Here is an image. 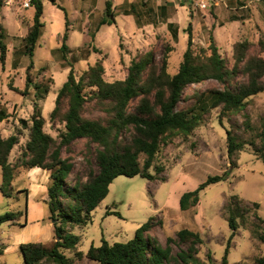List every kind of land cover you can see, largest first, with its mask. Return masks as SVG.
I'll list each match as a JSON object with an SVG mask.
<instances>
[{"label": "rangeland", "instance_id": "rangeland-1", "mask_svg": "<svg viewBox=\"0 0 264 264\" xmlns=\"http://www.w3.org/2000/svg\"><path fill=\"white\" fill-rule=\"evenodd\" d=\"M0 1V25L6 29L8 49L4 66L0 60V114L7 115L0 122V134L6 138L16 134L18 129L23 131L20 144L10 156V162L16 165L11 197L1 191L0 167V215L7 212L27 213L26 218L22 215L16 222L17 226L9 223L0 226V247L3 248V244L8 247L4 255L0 254V264H24L19 247L24 243L37 242L34 240L37 236L43 235L40 241L48 247L55 242L52 220L46 221L52 223V230L43 234L37 231L34 224L40 216L45 218L50 213L48 206L39 201L40 196L29 195L31 181L41 173H31L20 166L19 158L28 140V132L23 130L20 120H30L38 103L46 120L45 131L57 137L64 130L61 121L52 120L50 114L55 108L59 90L67 81L71 70L69 65L72 64L79 79L91 66L102 62L104 79L114 83L127 77L134 60L150 52L159 63L167 55L168 72L174 75L188 47L189 27L195 52L206 49L210 54L213 37L219 53L232 69L236 65V45L242 42L249 43L248 59H264L263 0H225L217 5L210 0H56L57 5L51 0H43L45 11L42 21L45 27L33 57V76L44 87H50V92L37 98L36 90L32 88L28 95H23L26 70L31 63L29 56L23 54L24 38L33 23L34 8L32 2L27 7L29 0ZM109 1L117 15L116 22L98 28L106 16ZM65 11L70 21L67 44L71 52L67 59L58 51L66 32ZM246 80V75L240 70L233 84ZM10 85L19 92L11 90ZM223 88L224 85L215 80L191 85L185 89L178 110L193 106L201 93ZM137 102H132V109ZM244 115L250 117L252 131H246ZM84 116L101 120L107 118L94 101L88 102ZM203 117L202 124L191 135H177L162 146L155 166L163 167L164 172L157 176V180L150 181L139 176L116 178L107 198L93 212L92 223L70 229L72 234L82 238L76 251H65L69 258L75 260L74 264H96L86 257L78 260L76 252L87 253L92 245H102L103 239L110 244L127 242L153 215H157L163 225L149 234L151 238L166 246L167 238H176L177 232L183 228L200 232L203 244L191 264H220L233 233L228 220L230 203L234 208L240 203V215L237 216L238 231L230 244L229 263L251 264L264 258V243L258 237V234H264V222L257 219L259 215L264 221V163L251 146L238 152L234 163L229 160L227 150L228 130L242 139L256 137L262 131L264 93L249 98L245 111L224 118L222 123L219 108L205 112ZM97 148L87 139H78L69 151L63 152V157H69L74 165L67 180L70 187L74 186L76 176L86 181L90 170L99 172ZM144 160L145 155H142V165ZM226 171H230L229 178L204 190L197 207L180 210L178 197L181 194L197 189L209 176L222 175ZM152 172L155 173V167ZM162 177L165 182L161 181ZM255 203L260 208H256ZM108 212H117L120 216L108 215ZM26 219L27 227L21 228L19 225ZM173 247L174 254L186 249V246L178 244ZM42 264L53 263L43 261Z\"/></svg>", "mask_w": 264, "mask_h": 264}, {"label": "trees", "instance_id": "trees-1", "mask_svg": "<svg viewBox=\"0 0 264 264\" xmlns=\"http://www.w3.org/2000/svg\"><path fill=\"white\" fill-rule=\"evenodd\" d=\"M264 1V0H263ZM1 2V1H0ZM34 8L33 23L24 38L23 54L28 55L31 63L26 70V88L23 95H28L33 88L37 98L44 97L50 92V87H44L33 76L35 63L33 57L44 30L42 18L45 5L43 0H31ZM54 5L56 0H51ZM1 5V3H0ZM62 8L61 6H59ZM64 9V8H62ZM66 14V32L63 42L58 49L63 57L71 52L67 41L69 39V15ZM117 15L112 11V3L107 2L106 16L98 28L113 25ZM189 41L184 58L176 74L168 72V56L165 55L159 63L153 53H146L138 60H134L123 81L114 83L104 79L105 67L97 62L78 79L72 64L67 81L59 90L55 108L51 112L52 120L59 119L64 130L57 137L45 131L46 120L42 115L38 103L30 120H20L23 130L28 132V140L19 158L20 166L29 171L41 168L49 171L50 183L46 204L49 208V220L53 221L55 242L48 247L43 242L21 244L19 249L24 257V264H42L50 261L53 264H74L65 251L74 252L82 241L81 236L74 235L71 228L86 227L93 221V212L107 198L110 186L120 176L129 178L142 177L155 181L164 172L163 167L155 166L157 155L162 146L177 135L189 136L203 121V115L211 109H220V121L232 114L243 112L248 107V99L264 93V59L247 58L249 43L236 45V65L228 67L225 59L219 53L215 40L211 38V45L207 54L206 49L199 53L193 48V34L188 29ZM92 37L95 38V35ZM7 33L0 25V60L4 66L7 58ZM72 62V61H71ZM243 65V66H241ZM246 75L247 80L234 85L233 82L239 71ZM208 80H215L224 85L223 89H210L207 93L197 96L196 103L186 109L178 110L184 91L187 87L200 84ZM11 90L19 92L15 87ZM89 90V91H88ZM138 100L132 109V102ZM89 101L105 112V120L92 119L84 116ZM65 108V110H64ZM246 131H252L250 117L244 115ZM7 118L0 114V122ZM23 131L18 129L16 134L3 137L0 134V167L2 169L1 191L3 195L11 197L14 191L13 182L16 179V165L10 162L14 148L20 144ZM87 139L90 144L98 146L96 162L99 172L90 170L88 179L83 181L79 176L75 178L73 187L68 185V178L73 172L72 160L63 157L64 151H69L73 142ZM247 146L254 148L259 160L264 163V125L262 131L250 139L236 136L232 130L227 131V150L231 163L234 157ZM145 155L143 165L140 157ZM155 167V173L152 169ZM230 171L222 175L209 176L197 189L182 194L179 205L181 211H188L200 204L201 193L213 184L226 181ZM165 182L164 177L161 178ZM240 203L233 207L229 204V223L233 233L229 239L225 255L220 264L229 263V249L238 231L237 216L240 215ZM256 208L260 205L255 203ZM108 215H118L108 212ZM27 213L7 212L0 215V226L9 223L17 225L21 216ZM26 218V217H25ZM263 223V219L257 216ZM21 223L19 226L27 225ZM162 220L153 215L136 231L134 238L127 242L110 244L103 239L102 245H92L87 253L76 252V258L86 257L96 264H191L199 254V247L203 244L200 232L183 228L177 232L176 238H167L166 246L149 235L156 227L162 226ZM264 243V234H258ZM174 244L186 246L174 254ZM5 248L0 247L2 255ZM213 264V263H211ZM243 264V263H238ZM251 264H264V258H259Z\"/></svg>", "mask_w": 264, "mask_h": 264}, {"label": "crops", "instance_id": "crops-1", "mask_svg": "<svg viewBox=\"0 0 264 264\" xmlns=\"http://www.w3.org/2000/svg\"><path fill=\"white\" fill-rule=\"evenodd\" d=\"M30 172L31 173H41V174L37 178H33V180L31 181L32 183H30L31 187H30L29 195L34 194L36 197L40 196L39 201L40 202L42 201L45 205H47L46 201L49 199V197H48V185L50 183L49 171L43 170L41 168H34V169L30 170ZM30 172H28V174ZM181 196H182V194H181ZM181 196L178 197L179 200H180ZM166 208H168V207H166ZM49 215L50 214H48L45 218H43V216H40L38 218V220H36L34 222L35 227L39 233L43 234V233H45L46 230L47 231L52 230V229L54 230V228L51 229V226H50V225H52V223L46 222L47 219L49 220ZM12 226H15V225H12ZM25 227H27V225L24 227H21V228H25ZM42 238H43V235L37 236L34 240L37 242H41L40 240ZM17 245H19V243ZM2 247L5 248V250L2 254V255H4L8 247L6 246V244H3Z\"/></svg>", "mask_w": 264, "mask_h": 264}, {"label": "built area", "instance_id": "built-area-1", "mask_svg": "<svg viewBox=\"0 0 264 264\" xmlns=\"http://www.w3.org/2000/svg\"><path fill=\"white\" fill-rule=\"evenodd\" d=\"M210 1H212L213 3H215L217 5V4L221 3V2H224L225 0H210ZM30 2H31V0H29L27 2V4H26L27 7H30Z\"/></svg>", "mask_w": 264, "mask_h": 264}]
</instances>
